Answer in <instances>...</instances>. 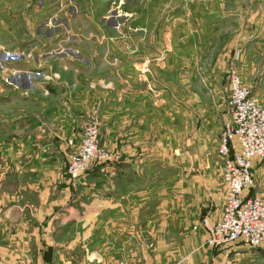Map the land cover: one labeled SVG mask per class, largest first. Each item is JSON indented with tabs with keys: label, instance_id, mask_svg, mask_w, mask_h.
Listing matches in <instances>:
<instances>
[{
	"label": "crops",
	"instance_id": "0c3cea01",
	"mask_svg": "<svg viewBox=\"0 0 264 264\" xmlns=\"http://www.w3.org/2000/svg\"><path fill=\"white\" fill-rule=\"evenodd\" d=\"M261 6L0 0V264H221L234 251L264 264V248L207 247L203 225L225 200L219 76L236 48L242 80L262 97L251 61L264 44ZM115 41L117 52L101 47ZM91 119L122 161L73 183L68 157ZM253 175L250 195L264 194V158Z\"/></svg>",
	"mask_w": 264,
	"mask_h": 264
},
{
	"label": "built area",
	"instance_id": "2783aa9c",
	"mask_svg": "<svg viewBox=\"0 0 264 264\" xmlns=\"http://www.w3.org/2000/svg\"><path fill=\"white\" fill-rule=\"evenodd\" d=\"M8 54L12 58L19 57L15 53ZM241 58L240 50L235 49L226 70L229 117L223 122L217 147L223 162L225 200L215 224L203 221L207 231L206 245L211 249L235 243L250 248L264 247V194L250 195L254 183L253 162L264 158V106L252 95L251 87L237 70ZM51 78L46 76V79ZM121 161L120 153L100 144L98 123L91 119L81 125L79 144L68 157L66 172L69 180L77 183L93 164L111 165Z\"/></svg>",
	"mask_w": 264,
	"mask_h": 264
},
{
	"label": "rangeland",
	"instance_id": "374dc122",
	"mask_svg": "<svg viewBox=\"0 0 264 264\" xmlns=\"http://www.w3.org/2000/svg\"><path fill=\"white\" fill-rule=\"evenodd\" d=\"M245 1V3H249V4H254L256 7H257V5H259L262 9H263V6H261L262 5V0H244ZM128 13V12H127ZM260 13H261V11H260ZM113 13H111V15H110V17L112 18L113 17ZM128 16L126 15V17L125 18H127ZM125 18H121L122 20H125ZM113 20H115V19H111L110 21H112L113 22ZM116 20H117V23H119L120 22V19H118V18H116ZM107 31H109V32H111V34H119V33H121V34H123V33H128V30H126V31H123V32H120V31H118V29H117V26L116 25H113V27H109V28H107ZM128 45V44H127ZM118 46H119V44H117V41H115L114 43H106L105 44V46L103 47L102 45H101V47L102 48H104L105 50H107V52H110V53H112V51L114 50V51H116L117 52V48H118ZM101 48V49H102ZM236 49H238V50H240V52H241V54H242V56H243V51H242V49H240V48H236ZM259 53L257 52L255 55H254V58H252V62L254 63V66H256V67H258L257 68V72H256V74H255V76H258V75H261V78H260V81H258V80H254L255 81V86H256V88L260 91V94L262 95V97H261V99H258L261 103H262V101H264V44H262V46H260L259 47ZM109 53H107V56H109L108 55ZM107 59H105V60H102V59H100V60H102V61H105V66L106 67H108V68H113V67H117V57H114V56H109V57H106ZM230 59V58H229ZM229 59L227 60V62H226V67H225V70H224V73H222L219 77V80H220V86H222L223 88L224 87H226L227 88V83H226V79H225V74H226V70H227V65H228V61H229ZM245 60H246V58L245 57H242L241 58V61L239 62V64H238V66H237V70H238V72H239V69H240V72H242V70H243V68H242V66H243V62H245ZM103 63V62H102ZM94 64L95 65H97V67H98V65H100L101 66V63L99 62V60L98 59H95L94 60ZM145 64V63H144ZM144 66V65H143ZM240 74V73H239ZM1 77V76H0ZM5 80V79H4ZM209 82H211V83H213V81L211 80V78L210 77H208V76H202V82L200 81V84H201V86H202V93L204 94V95H207V94H209L208 93V91H207V89L204 87V85L206 84L207 86H208V84H209ZM221 89V91L222 90H224V89ZM229 92V91H228ZM263 104V103H262ZM264 105V104H263ZM174 125H176V124H174ZM176 127V126H175ZM100 144L103 146V144L100 142ZM104 147V146H103ZM104 148H106V147H104ZM107 150H109V151H113V152H117V149L116 150H110V149H107ZM111 165H117V163H113V164H111ZM254 196V195H253ZM223 208V207H222ZM236 248V247H244V248H248L247 250H249V251H253V250H257V249H263L264 247H261V248H250V247H247V246H244V245H242V244H240V243H235V244H232L231 246H230V248ZM234 253H236V254H238V255H236L235 256V258L234 259H231V258H229V256H228V258L226 259V260H224V261H222V263L221 264H263L262 262H259L260 260H258L257 258H254V257H248V260H246V261H243V259H244V257L242 256V255H239V254H242V253H239V252H237V251H234ZM233 253V254H234ZM230 254V253H229Z\"/></svg>",
	"mask_w": 264,
	"mask_h": 264
},
{
	"label": "trees",
	"instance_id": "16d2710c",
	"mask_svg": "<svg viewBox=\"0 0 264 264\" xmlns=\"http://www.w3.org/2000/svg\"><path fill=\"white\" fill-rule=\"evenodd\" d=\"M103 165H105V164H103ZM97 166H102V165H101V164H93L91 168H93V167H97ZM89 169H90V168H89ZM89 169H88V171H89ZM88 171H87L85 174H87Z\"/></svg>",
	"mask_w": 264,
	"mask_h": 264
}]
</instances>
